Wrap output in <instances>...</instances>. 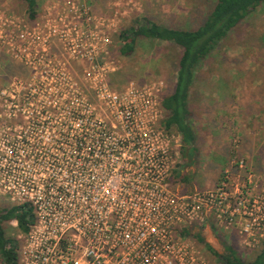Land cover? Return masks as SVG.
<instances>
[{"label": "built area", "instance_id": "obj_1", "mask_svg": "<svg viewBox=\"0 0 264 264\" xmlns=\"http://www.w3.org/2000/svg\"><path fill=\"white\" fill-rule=\"evenodd\" d=\"M47 7L37 22L4 25L0 196L35 214L17 264H210L184 231L209 221L231 230L238 188L225 179L181 193L183 142L161 127V85L113 89L112 19L84 0ZM250 216L239 230L247 247L259 234Z\"/></svg>", "mask_w": 264, "mask_h": 264}, {"label": "rangeland", "instance_id": "obj_2", "mask_svg": "<svg viewBox=\"0 0 264 264\" xmlns=\"http://www.w3.org/2000/svg\"><path fill=\"white\" fill-rule=\"evenodd\" d=\"M57 1L39 0L37 13L31 18L22 0H0V61L4 58L10 61L11 41H4V37L13 29L4 26L8 25L6 19L16 17L25 24L37 22L46 14L47 6ZM84 1L98 16L112 19V69H115L109 75L112 88L123 90L130 84L161 85L160 101L172 95L183 49L169 42L142 38L126 56L120 51L122 44L118 36L143 19L170 27H194L200 0ZM213 1H207L206 6H213ZM9 65L14 69L13 62ZM199 78L190 100L196 150L186 156L181 146L173 172L175 185L181 193H192L213 189L226 179L232 193L238 188V203L242 205L231 230L209 221L205 226L189 227L186 240L197 247L210 264L221 263L198 242L195 236L198 233L217 253L223 254L227 244L246 262H252L263 250L264 242V9L253 13L233 31ZM12 206L0 196V209ZM251 211L259 218V234L255 245L247 247L239 230L251 222ZM7 231L15 239L23 235L15 221L7 225Z\"/></svg>", "mask_w": 264, "mask_h": 264}, {"label": "trees", "instance_id": "obj_3", "mask_svg": "<svg viewBox=\"0 0 264 264\" xmlns=\"http://www.w3.org/2000/svg\"><path fill=\"white\" fill-rule=\"evenodd\" d=\"M207 1L213 0L199 1L194 27H170L165 23L158 24L143 19L121 31L118 36L122 44L120 51L126 56L134 51L137 40L142 38L169 42L183 49L178 62L173 93L162 99L161 108L164 116L160 124L166 131H175L182 137V151L186 156L196 150L197 136L192 123L193 111L190 100L195 91L193 88L200 79V72L239 25L249 19L253 13L264 9V0H214L213 6H206ZM22 2L30 17L34 18L39 0H22ZM16 72L15 68L6 64L7 75H14ZM13 221L17 223L22 234L29 233L35 223L33 208L29 205H21L0 209V264L18 263L20 242L7 231V225ZM188 230L184 233L187 234ZM195 236L221 264H264V242L263 250L254 260L246 262L233 247L225 244L224 253L219 254L205 243L199 233Z\"/></svg>", "mask_w": 264, "mask_h": 264}, {"label": "crops", "instance_id": "obj_4", "mask_svg": "<svg viewBox=\"0 0 264 264\" xmlns=\"http://www.w3.org/2000/svg\"><path fill=\"white\" fill-rule=\"evenodd\" d=\"M6 64H9V63H6Z\"/></svg>", "mask_w": 264, "mask_h": 264}]
</instances>
